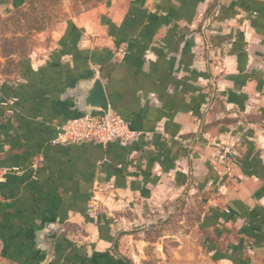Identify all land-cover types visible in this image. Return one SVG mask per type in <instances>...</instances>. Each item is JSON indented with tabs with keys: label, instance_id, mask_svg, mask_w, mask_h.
Masks as SVG:
<instances>
[{
	"label": "crops",
	"instance_id": "crops-1",
	"mask_svg": "<svg viewBox=\"0 0 264 264\" xmlns=\"http://www.w3.org/2000/svg\"><path fill=\"white\" fill-rule=\"evenodd\" d=\"M55 28L0 89L1 248L21 264H134L143 229L194 196L212 263L264 264V0H107ZM92 70L132 137L60 143L90 112L72 90Z\"/></svg>",
	"mask_w": 264,
	"mask_h": 264
},
{
	"label": "rangeland",
	"instance_id": "rangeland-1",
	"mask_svg": "<svg viewBox=\"0 0 264 264\" xmlns=\"http://www.w3.org/2000/svg\"><path fill=\"white\" fill-rule=\"evenodd\" d=\"M106 1L25 0L20 6L0 7V89L5 81H17L18 61L21 58L45 53L44 50L54 40L56 24ZM0 107H7L3 99H0ZM225 149L228 148L222 150L219 158ZM220 159H229L232 163L236 160L235 156H231L230 149L225 153V158ZM186 202L185 207L170 215L168 222L143 229V236L150 242L144 244L138 257H133L134 264H214L205 253L203 235L197 226L203 209L194 196ZM179 217L181 223L178 222ZM2 243L4 241L0 239V264H21L18 256L9 255L1 248Z\"/></svg>",
	"mask_w": 264,
	"mask_h": 264
},
{
	"label": "built area",
	"instance_id": "built-area-1",
	"mask_svg": "<svg viewBox=\"0 0 264 264\" xmlns=\"http://www.w3.org/2000/svg\"><path fill=\"white\" fill-rule=\"evenodd\" d=\"M132 134L126 122L117 115L109 113L103 116L98 113L85 112L80 116L67 119L59 128L56 140L60 143L87 140L105 143L117 138L129 139ZM224 152L227 153L228 149ZM225 153L220 158H225Z\"/></svg>",
	"mask_w": 264,
	"mask_h": 264
},
{
	"label": "water",
	"instance_id": "water-1",
	"mask_svg": "<svg viewBox=\"0 0 264 264\" xmlns=\"http://www.w3.org/2000/svg\"><path fill=\"white\" fill-rule=\"evenodd\" d=\"M72 92L75 93V107L81 112L90 111L92 113L107 116L110 112L109 103L104 91L100 77L95 70L86 83L76 84ZM55 230L48 229L44 239V251L50 255L52 240L55 237Z\"/></svg>",
	"mask_w": 264,
	"mask_h": 264
},
{
	"label": "trees",
	"instance_id": "trees-1",
	"mask_svg": "<svg viewBox=\"0 0 264 264\" xmlns=\"http://www.w3.org/2000/svg\"><path fill=\"white\" fill-rule=\"evenodd\" d=\"M102 255H98V256H94L93 258H91V262L93 263V264H102L103 263V261H102V257H101ZM120 259H121V262H122V264H132L128 259H126L125 257H119ZM100 259V260H99ZM120 263V262H119ZM118 263V264H119Z\"/></svg>",
	"mask_w": 264,
	"mask_h": 264
}]
</instances>
